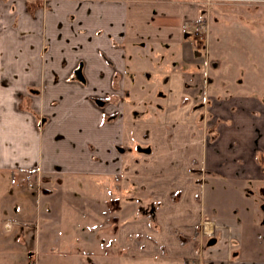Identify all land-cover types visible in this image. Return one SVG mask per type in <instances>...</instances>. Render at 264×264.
I'll list each match as a JSON object with an SVG mask.
<instances>
[{
	"label": "crops",
	"instance_id": "0c3cea01",
	"mask_svg": "<svg viewBox=\"0 0 264 264\" xmlns=\"http://www.w3.org/2000/svg\"><path fill=\"white\" fill-rule=\"evenodd\" d=\"M49 3L0 0L2 193L43 178L13 221L28 256L264 264V62L220 79L196 0Z\"/></svg>",
	"mask_w": 264,
	"mask_h": 264
},
{
	"label": "rangeland",
	"instance_id": "374dc122",
	"mask_svg": "<svg viewBox=\"0 0 264 264\" xmlns=\"http://www.w3.org/2000/svg\"><path fill=\"white\" fill-rule=\"evenodd\" d=\"M49 1L50 0H43L44 4L42 5V9L46 10L49 7ZM259 5L260 4L257 0H240L229 3L211 2L208 6L205 5L211 15L210 19L208 18L209 20L207 21L208 29L210 31L208 34L209 39L213 40L212 42L215 46V56L218 57V59L216 58L215 60H219L218 63L215 61L216 64L212 67V69L218 73L220 79H223V74L225 73L229 75L228 72L230 69L236 68V66L232 63L233 60H237L239 62V59H242L243 63L246 64L248 62L249 64H252L255 58L258 60L260 59L257 61L258 63L254 61L255 63L253 64L255 67L258 66L257 68L260 70L258 64L259 62H261V64L264 62V48L261 50H254L256 46L264 47V31H262L264 30V9L258 8ZM213 33L216 34L214 35ZM202 36L205 37L203 34L200 37ZM205 41L206 39L204 42ZM229 59H231V61H229ZM242 61H240L241 64ZM253 65L245 70L248 72L254 70L255 68ZM262 70L263 75L261 77L263 78L264 67ZM223 71L225 72L223 73ZM30 174L33 173L30 172L27 175ZM1 175L2 174L0 173V176ZM25 176H22L16 181L15 187L11 188L12 190L9 191L8 195L2 193L4 188L1 185L2 182H0V264H77V260L68 259L64 255L51 253L44 255L40 254L38 256L39 260L37 261L33 256H28L30 245L27 244V242L21 241L24 226H21L20 228L17 223L13 221L16 218H19L17 216L19 215V203L22 202L26 205L29 202L27 198L30 194H38L41 192L43 188V178L39 179L41 181L40 190L38 192H30L24 188L17 187L19 181ZM0 181H2V179H0ZM31 202L33 201L31 200ZM31 213L32 211H30V214ZM102 214L105 216V222L103 223L109 224L110 213L102 212ZM105 228L106 227L102 230ZM203 234H205L204 230ZM104 242H102V248H98V264H112L113 261L105 259V255L108 257L113 243L109 244ZM102 256L103 258H101ZM191 261L193 260L188 259L183 264Z\"/></svg>",
	"mask_w": 264,
	"mask_h": 264
},
{
	"label": "built area",
	"instance_id": "2783aa9c",
	"mask_svg": "<svg viewBox=\"0 0 264 264\" xmlns=\"http://www.w3.org/2000/svg\"><path fill=\"white\" fill-rule=\"evenodd\" d=\"M235 1H240V0H196V2H198V4L201 5H206L208 6L209 3H229V2H235ZM208 24L207 21H201L198 24H192L189 26V32L195 37V38H199L201 41H204L207 38L208 35ZM205 35V37H200L201 35ZM35 175V177H34ZM40 174L38 172H35L33 174L27 175L25 176L23 179H21L19 181V183L17 184V187H21L24 188L30 192L36 191L38 192L40 190L41 187V181L39 180ZM204 233L205 229H204ZM207 235H211L210 233H207ZM194 261V262H193ZM191 262H188L186 264H201V261L198 260H193Z\"/></svg>",
	"mask_w": 264,
	"mask_h": 264
},
{
	"label": "flooded vegetation",
	"instance_id": "af4514ba",
	"mask_svg": "<svg viewBox=\"0 0 264 264\" xmlns=\"http://www.w3.org/2000/svg\"><path fill=\"white\" fill-rule=\"evenodd\" d=\"M201 21H207V19L206 18L205 19H201L200 22ZM98 102H100V103H98ZM96 104H98L99 107H104L105 102H103L101 100H96Z\"/></svg>",
	"mask_w": 264,
	"mask_h": 264
},
{
	"label": "trees",
	"instance_id": "16d2710c",
	"mask_svg": "<svg viewBox=\"0 0 264 264\" xmlns=\"http://www.w3.org/2000/svg\"><path fill=\"white\" fill-rule=\"evenodd\" d=\"M195 23H198V22H195ZM98 103H100V102H98Z\"/></svg>",
	"mask_w": 264,
	"mask_h": 264
},
{
	"label": "water",
	"instance_id": "95a60500",
	"mask_svg": "<svg viewBox=\"0 0 264 264\" xmlns=\"http://www.w3.org/2000/svg\"><path fill=\"white\" fill-rule=\"evenodd\" d=\"M213 242V241H212Z\"/></svg>",
	"mask_w": 264,
	"mask_h": 264
}]
</instances>
